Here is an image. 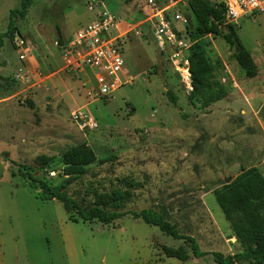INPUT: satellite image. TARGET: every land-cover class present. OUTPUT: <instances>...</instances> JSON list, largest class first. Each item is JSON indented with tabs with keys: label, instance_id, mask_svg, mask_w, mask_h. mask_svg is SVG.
<instances>
[{
	"label": "rangeland",
	"instance_id": "1",
	"mask_svg": "<svg viewBox=\"0 0 264 264\" xmlns=\"http://www.w3.org/2000/svg\"><path fill=\"white\" fill-rule=\"evenodd\" d=\"M89 1L34 0L27 18L16 19L4 38L0 264H215L211 255L186 263L167 258L162 247L178 249L184 242L131 216L110 226L72 223L62 203L37 198L29 173L85 209L108 195L116 201L108 211H156L205 253L243 252L214 191L243 169L257 168L264 176V15L238 24L211 20L209 30L200 33L193 12L183 10L188 23L179 25L180 39L189 47L183 56L189 60L191 48L202 47L216 82L227 90L224 100L204 107L191 100L179 71L183 62L173 59L175 49L162 53L148 29L137 27L151 13L148 0H100L122 20L115 36L123 38L131 84L110 101H94L82 87L86 79L65 71L63 52L93 22ZM20 4L0 0V37L10 32V12ZM230 34L234 46L225 39ZM239 43L257 68L254 79L235 58ZM7 78L15 81L10 91ZM78 110L98 128L82 131L72 119ZM76 147L93 150L97 162L84 176L69 178L63 157Z\"/></svg>",
	"mask_w": 264,
	"mask_h": 264
},
{
	"label": "trees",
	"instance_id": "2",
	"mask_svg": "<svg viewBox=\"0 0 264 264\" xmlns=\"http://www.w3.org/2000/svg\"><path fill=\"white\" fill-rule=\"evenodd\" d=\"M34 0H21L20 7L10 12L9 30L7 35L0 37V51L4 47V38L10 37L15 27V20L27 18ZM188 10H191L199 22L198 31L204 33L209 30L213 21L225 20V9L208 0H189ZM61 36V31L58 29ZM227 42L234 46L232 34L226 35ZM61 42V39H60ZM248 78L254 79L258 75L257 68L249 51L238 44V53L235 56ZM192 85L194 91L191 100H201L204 107L221 102L227 97V90L216 82L213 67L205 51L199 45L191 48L189 56ZM6 81L5 90L10 91L15 84L11 78ZM170 101L177 105V98L168 93ZM97 162L96 153L86 147H76L68 151L63 157L64 174L69 178H79L86 174V168ZM28 170V169H26ZM30 188L38 191L37 198L43 201H59L72 223H94L110 226L126 216L141 220L151 227L158 228L162 233L183 241L185 246L178 249L162 247L163 254L169 259L189 262L193 258L202 259L212 256L215 264H239L249 260L252 264H264V176L257 168L243 169L242 173L230 184L214 191L216 201L222 210L227 222L230 224L234 236L239 242L243 252L236 255L225 256L221 253H205L193 237L181 234L179 229L162 215L151 209L141 212H110L107 210L115 204L111 196H105L94 207L83 206L66 192L56 191L51 186L32 173L27 175ZM188 246V247H187Z\"/></svg>",
	"mask_w": 264,
	"mask_h": 264
},
{
	"label": "built area",
	"instance_id": "3",
	"mask_svg": "<svg viewBox=\"0 0 264 264\" xmlns=\"http://www.w3.org/2000/svg\"><path fill=\"white\" fill-rule=\"evenodd\" d=\"M208 1L223 6L225 20L229 23L238 24L241 19L264 15V0ZM188 3L189 0H163L159 5V0H148L151 13L137 27L145 26L148 29L162 53L170 48L175 49L173 59H177L176 63L183 62V68H179L181 78L187 90L193 93L189 60L183 56V51L189 47L180 39L183 36L179 28L180 24L188 23L183 12L189 7ZM88 6L95 18L77 32L71 43L63 47L65 71L74 77L86 79L82 87L87 88V97L94 101H110L116 92L131 84V78L125 71L123 38L115 36L116 32L122 30V20L107 11L100 0H90ZM133 30L136 31V28ZM72 119L82 131L98 128L97 123L83 110L74 112Z\"/></svg>",
	"mask_w": 264,
	"mask_h": 264
},
{
	"label": "water",
	"instance_id": "4",
	"mask_svg": "<svg viewBox=\"0 0 264 264\" xmlns=\"http://www.w3.org/2000/svg\"><path fill=\"white\" fill-rule=\"evenodd\" d=\"M225 182L228 185V184H230L232 182V179L231 178H228Z\"/></svg>",
	"mask_w": 264,
	"mask_h": 264
},
{
	"label": "crops",
	"instance_id": "5",
	"mask_svg": "<svg viewBox=\"0 0 264 264\" xmlns=\"http://www.w3.org/2000/svg\"><path fill=\"white\" fill-rule=\"evenodd\" d=\"M225 256H229V255H225Z\"/></svg>",
	"mask_w": 264,
	"mask_h": 264
}]
</instances>
